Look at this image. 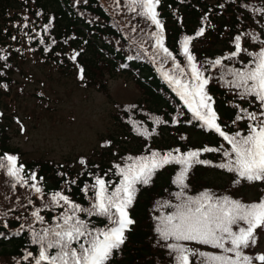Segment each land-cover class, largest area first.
Returning <instances> with one entry per match:
<instances>
[{
  "label": "trees",
  "instance_id": "16d2710c",
  "mask_svg": "<svg viewBox=\"0 0 264 264\" xmlns=\"http://www.w3.org/2000/svg\"><path fill=\"white\" fill-rule=\"evenodd\" d=\"M156 11L163 25L159 34L171 57L155 54L153 34L158 30L150 21L130 12L125 0H120L119 6L116 0H0V56L6 57L0 59V155H16L26 172H35L45 194L42 199L30 187L17 185L13 189L14 181L0 170V233H3L0 264H32L31 260L23 259L26 252H37L31 230L40 231L59 222L56 218L63 211L56 206L44 208L40 213L44 224L31 215L38 207L51 205V193L62 192L83 208H89L94 190L85 194L83 189L94 184L95 175L111 181L109 191H112L122 180L114 165L123 167L131 162L128 157L138 158L151 151L161 154L169 151L177 154L175 149L180 150L179 154L200 151L199 158L211 162L191 168L186 180L190 186L185 190L188 195L208 191L246 204L264 198V181L241 180L237 185L233 182L238 178L235 173L216 167L226 162L222 151H230L231 146L193 116L177 87L163 75L165 72L178 75L179 69H183L185 75L180 79L190 80V68L183 54L185 37L191 38L188 48L198 66L216 59L230 67H240L239 61L247 63L249 57L245 53L232 61L224 57L235 50L234 38L240 33L264 40V0H160ZM201 27L204 34L197 36ZM259 40L247 35L241 43L256 52L261 47ZM30 67L48 73L50 79L53 76L71 79L82 89L103 92L108 97H111L110 81L122 79L125 84H133L138 97L133 102L113 104L109 127L90 153L64 161L29 157L12 142V130L20 122L18 113L24 107L18 97L26 85L20 79L36 80ZM81 68L85 73L83 80L78 76ZM221 71L222 68L213 67L205 73L213 77L207 91L215 101L213 108L220 118L217 122L229 134L247 131L249 121L234 124L233 120L240 108L258 110L259 105L249 106L251 98L241 100L235 89L218 80ZM144 130L150 135H141ZM205 147L221 151L203 152ZM80 158L85 159L84 165L79 163ZM180 168L178 164L165 165L156 171L148 185L136 186V198L128 209L135 223L125 233V244L114 252L109 264H173L169 251L161 246L163 242H157L154 217L173 211L171 207H163L166 202L179 203L172 194L181 191L174 183ZM79 215L98 228L107 224L102 217ZM5 222L8 227H4ZM257 232V244L245 250L249 255L264 254V230ZM189 246L219 252L205 245Z\"/></svg>",
  "mask_w": 264,
  "mask_h": 264
},
{
  "label": "snow or ice",
  "instance_id": "6c2138e0",
  "mask_svg": "<svg viewBox=\"0 0 264 264\" xmlns=\"http://www.w3.org/2000/svg\"><path fill=\"white\" fill-rule=\"evenodd\" d=\"M125 3L130 12L150 21L158 30L153 34L156 40L155 54L162 53L164 58L171 57L172 53L164 47L163 37L159 34L163 31L156 11L160 0H125ZM116 4L119 6L120 0H116ZM204 31V27H201L196 35H203ZM247 35H251L254 41L259 40L258 36L240 33L234 38L235 50L224 57L225 60L232 61L245 53L249 57L248 62L239 61L240 67L223 65L221 59L205 61L198 66L196 57L188 48L191 38L185 37L183 54L187 57L190 68V80L180 79L185 73L183 69H179V65L176 66L179 69L178 75L163 73L165 78L177 87L178 94L193 116L202 121L207 129L218 133L231 146L230 151H222L223 157L227 158L226 162L216 167L235 173L238 178L233 182L237 185L241 180L264 181V40H259L261 47L258 51L252 52L241 43L242 37ZM0 59L6 57L0 56ZM213 67L222 68L217 79L235 89V94L241 100L251 98L248 99L249 106L259 105L258 110L251 111L249 108H240L236 105L240 111L233 123L249 121L247 131L238 130L229 134L222 130V125L217 122L220 118L213 108L215 101L207 91L213 77L205 75ZM78 76L81 80L85 78L83 68L79 70ZM140 134L150 135L147 130ZM174 151L177 154L173 151L164 154L151 151L150 154L138 158L128 157L131 162L123 167L119 164L114 165L122 180L112 191H109L111 181L95 175L94 184L86 185L83 189L85 194L94 190V201L89 208H83L62 192L51 193V205L44 204L31 215L38 223L44 224L41 211L50 206L61 207L63 211L56 218L59 222L40 231L31 230L32 243L38 246L37 252L36 254L26 252L23 259L31 260L32 264H109L114 252L125 244L127 239L125 233L135 223L128 209L136 198L138 191L136 186L148 185L156 171L165 165L178 164L181 168L174 183L181 191L172 195L179 203L166 202L163 207H171L173 211L167 215L154 217L157 220L155 227L157 242H163L161 246L169 251L173 264H256V262L264 264V254L253 256L245 251L257 244V230H264V198L259 202L246 204L227 195L217 196L208 191L195 196L188 195L185 190L190 186L186 180L191 168L197 164L211 162L201 160L200 151H188L184 154H179V149ZM202 151L217 152L221 149L205 147ZM79 163L84 165L86 161L80 158ZM0 170L5 171L14 181L11 185L13 189L17 185L30 187L43 199L45 194L39 186L35 172H26L25 166L19 163L16 155L8 153L0 155ZM40 180L42 181L43 177ZM29 203L32 201L29 200ZM80 213H84L88 218L102 217L107 224L103 228L95 227L91 225L90 219H82ZM4 227H8L7 222ZM20 227L24 228L23 225ZM193 244L209 246L218 249L219 252L202 251L189 246Z\"/></svg>",
  "mask_w": 264,
  "mask_h": 264
},
{
  "label": "rangeland",
  "instance_id": "374dc122",
  "mask_svg": "<svg viewBox=\"0 0 264 264\" xmlns=\"http://www.w3.org/2000/svg\"><path fill=\"white\" fill-rule=\"evenodd\" d=\"M29 70L36 80L20 79L26 85L18 97L24 107L18 113L20 122L12 130V142L33 158L64 161L90 153L109 127L113 104L133 102L138 97L133 84H125L122 79L110 81L108 97L103 92L82 89L71 79H50L48 73L34 67ZM45 107L47 112L41 110ZM262 248L264 253V241Z\"/></svg>",
  "mask_w": 264,
  "mask_h": 264
}]
</instances>
